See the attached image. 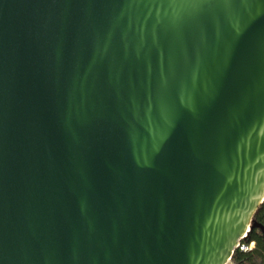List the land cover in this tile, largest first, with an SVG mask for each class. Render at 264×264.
<instances>
[{
	"label": "water",
	"instance_id": "1",
	"mask_svg": "<svg viewBox=\"0 0 264 264\" xmlns=\"http://www.w3.org/2000/svg\"><path fill=\"white\" fill-rule=\"evenodd\" d=\"M264 203V0H0V264H227Z\"/></svg>",
	"mask_w": 264,
	"mask_h": 264
},
{
	"label": "trees",
	"instance_id": "2",
	"mask_svg": "<svg viewBox=\"0 0 264 264\" xmlns=\"http://www.w3.org/2000/svg\"><path fill=\"white\" fill-rule=\"evenodd\" d=\"M254 223L264 228V203L260 206L254 217ZM247 244L255 243V248L249 252L236 250L232 260L234 264H264V232L259 228H253L244 241Z\"/></svg>",
	"mask_w": 264,
	"mask_h": 264
},
{
	"label": "built area",
	"instance_id": "3",
	"mask_svg": "<svg viewBox=\"0 0 264 264\" xmlns=\"http://www.w3.org/2000/svg\"><path fill=\"white\" fill-rule=\"evenodd\" d=\"M248 235L244 237L243 241L240 242L238 249L241 252H249L255 248V243L252 242L250 244L245 243L244 241L247 239ZM227 264H234L233 260L231 259Z\"/></svg>",
	"mask_w": 264,
	"mask_h": 264
}]
</instances>
